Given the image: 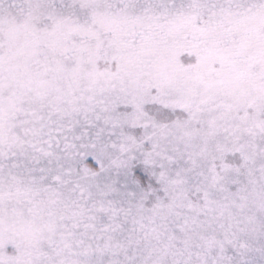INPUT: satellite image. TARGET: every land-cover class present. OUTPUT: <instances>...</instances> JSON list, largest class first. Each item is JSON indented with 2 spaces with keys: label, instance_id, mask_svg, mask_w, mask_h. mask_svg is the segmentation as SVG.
Wrapping results in <instances>:
<instances>
[{
  "label": "snow or ice",
  "instance_id": "1",
  "mask_svg": "<svg viewBox=\"0 0 264 264\" xmlns=\"http://www.w3.org/2000/svg\"><path fill=\"white\" fill-rule=\"evenodd\" d=\"M0 264H264V0H0Z\"/></svg>",
  "mask_w": 264,
  "mask_h": 264
}]
</instances>
